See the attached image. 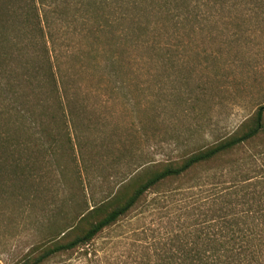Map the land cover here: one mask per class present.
<instances>
[{
    "label": "trees",
    "instance_id": "16d2710c",
    "mask_svg": "<svg viewBox=\"0 0 264 264\" xmlns=\"http://www.w3.org/2000/svg\"><path fill=\"white\" fill-rule=\"evenodd\" d=\"M253 4L262 10L264 0H0V197L19 198L25 183L39 184L44 152L65 150V132L71 141L67 120L76 131L81 114L54 53L56 23L79 15L92 33L107 30L109 44L150 54L164 49L175 66L168 53L185 47V35L206 23L239 26L251 20ZM118 58L112 53L96 63L116 68ZM43 93L56 100L67 129L43 122L37 112ZM50 140L58 142L52 146ZM75 145L80 174L83 152ZM138 167L10 264H264V102L231 131ZM53 170L61 174L62 164ZM150 192L162 200L161 216L176 211L166 238L149 243L135 228L130 239L140 241L136 248L119 253L97 247L95 240L128 218ZM61 256L66 258L53 261Z\"/></svg>",
    "mask_w": 264,
    "mask_h": 264
},
{
    "label": "rangeland",
    "instance_id": "374dc122",
    "mask_svg": "<svg viewBox=\"0 0 264 264\" xmlns=\"http://www.w3.org/2000/svg\"><path fill=\"white\" fill-rule=\"evenodd\" d=\"M251 12V20L239 26L206 23L185 35V47L168 53L175 56V66L168 64L164 49L150 54L125 43L109 44L107 30L92 33L91 24L87 27L79 15L54 25V53L81 115L75 132L67 120L71 141L65 132V150L44 152L40 183H25L19 198L0 197V264L15 262L62 223L103 199L140 163L174 157L192 144L219 137L264 102V7L253 4ZM112 53L119 57L116 68L97 65ZM39 100L43 122L67 129L56 100L46 93ZM50 141L52 146L58 142ZM76 142L83 152L80 174ZM54 163L62 164L61 174L53 170ZM157 196L150 192L128 218L98 237L96 246L119 253L136 248L140 241L130 239L135 228L146 235V242L164 240L175 227L176 211L161 216L162 200H153Z\"/></svg>",
    "mask_w": 264,
    "mask_h": 264
}]
</instances>
